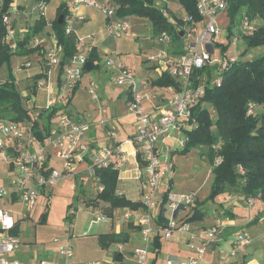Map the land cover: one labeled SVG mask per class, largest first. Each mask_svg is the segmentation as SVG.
Masks as SVG:
<instances>
[{"label":"built area","instance_id":"1","mask_svg":"<svg viewBox=\"0 0 264 264\" xmlns=\"http://www.w3.org/2000/svg\"><path fill=\"white\" fill-rule=\"evenodd\" d=\"M161 1L163 16L169 18L166 6L173 0ZM229 4L230 0H197V9L202 20L194 23L192 17L188 15L181 18L182 29L187 32V35L183 40V49L178 54L170 51L174 42L168 31L157 35L160 48L151 55L149 60L153 65L165 69V72L175 78L178 83L177 86L169 89L168 96L163 99L164 103L161 110H158L159 112L146 107L158 97L150 92L148 80L139 79L133 70L117 59L110 58L106 62L113 72L115 82L127 87L128 111L138 124L137 134L132 141L139 148L138 153H140L143 166L140 179L144 185L142 195L144 211L137 213L126 208L117 215L120 222L133 221L141 228L142 245L133 250L136 264H147L153 244L152 238L155 234L161 235L165 241H170L175 234L184 235L187 237V246L193 253L191 257L178 262L167 259L166 264H204L207 249L220 240L229 226L226 220L216 217L210 226L198 228L187 221L188 216H179L187 206L194 202L195 196L190 194L179 197L168 192L171 186L173 165L169 151H163L159 147L160 141L165 137H170L175 131H180L182 135V140L178 141V145L186 146L188 141L186 133L193 128V124L190 123L193 119V109L204 99L208 90L221 86L224 72L239 61L235 56H215V45L221 35L219 18L228 11ZM2 5L1 1L0 12ZM81 7L99 9L108 20L106 28L111 37L120 38L129 33V22L118 17L117 20H113L116 16L115 8L109 3L107 5L98 0H73L66 18L67 33L73 31L70 24L72 20L84 19L78 14ZM34 8L40 16H46L47 4L44 1H37ZM18 12L19 7L15 1L9 12L1 15V23L7 29L5 42L12 51L17 49L18 41L23 39L27 33L26 29L20 32L15 26L13 15ZM255 29L256 27L249 19L242 20V36L253 34ZM234 34H237L235 30ZM190 37L192 40H188ZM92 39V36L78 37L75 55L69 63L62 66L64 75L61 89L64 93H71L85 73L84 65L88 61L89 42ZM54 40V45L44 51L43 60L49 68H61L64 50L55 37ZM31 45L41 46L42 40L36 37ZM31 65L30 61L24 63L26 67H31ZM213 69L218 70L220 75L215 81H212ZM1 83L3 82H0V85ZM42 84L38 82V87ZM89 93L92 97H97L93 89H90ZM21 96L22 99L27 97L24 94ZM54 106L56 104L44 109ZM254 107V104H249L248 114L254 113ZM31 116L32 119L39 120L38 113H32ZM88 130L87 123L76 121L69 114L63 113L59 116L57 127L52 128L50 135L42 141L35 136L31 122L17 123L0 116V163L6 165L9 171L14 172L17 177L8 187H0V264H21L15 255L22 248V242L16 235L19 224L16 221L15 212L3 207L2 202L4 205L23 202L28 209H33L39 193L54 186L62 178L72 175L71 168L75 163L87 160L90 154L89 145L85 143ZM111 136L114 137L115 134L112 133ZM123 153L117 141L102 147L91 156V162L88 165L91 177L94 178L96 168L111 165L120 170L125 162ZM50 156L65 161L62 171L48 168L47 163ZM220 161V158L216 160L217 163ZM102 190L103 187H99V191ZM248 202L252 206L255 200L251 199ZM166 204L172 209L170 217H166L164 209ZM78 209V207L71 208L68 215L75 217ZM157 212L161 213V218L164 220L159 224L161 227H156ZM103 218L104 216H98L97 221ZM261 219L264 221V213ZM55 242L58 243V240ZM251 244L250 233L245 229L239 231L232 243L230 255L235 256ZM115 246L116 252L124 251L123 244L117 243ZM59 255L61 262L57 264H73L71 260L74 253L71 247L61 245ZM40 264L51 263L41 260ZM85 264H102V262Z\"/></svg>","mask_w":264,"mask_h":264},{"label":"trees","instance_id":"2","mask_svg":"<svg viewBox=\"0 0 264 264\" xmlns=\"http://www.w3.org/2000/svg\"><path fill=\"white\" fill-rule=\"evenodd\" d=\"M3 7L0 12V67L4 63L11 65V58L14 55L28 56L39 51L43 57V47H34L31 42L43 33L48 25L44 15L40 16L33 26L29 28L23 39L18 41V47L12 51L5 42L7 29L1 23V15L9 12L11 5L16 0H0ZM44 1L47 5L50 0ZM105 2L106 0H98ZM115 8L118 18L141 17L151 21L155 36L163 31H168L177 47H181L183 40L178 36L175 26L183 27L181 18H177L169 5L166 6L169 18L163 16L162 8L157 7L155 0H107ZM178 2L186 15L192 17L194 23H199L200 17L197 9V0H173ZM243 14V19L247 18L251 23L257 20L262 25L256 27L251 35H244L243 40L246 50L264 48V0H230L228 14L231 23L228 27L230 35H233V24L236 22L238 14ZM64 15L63 23L60 24V16ZM69 15L68 8L61 5L58 15L51 23L54 37L58 44L63 46V59L61 67L69 63L75 55L77 38L79 37L75 29L67 33L66 18ZM242 19V20H243ZM233 23V24H232ZM88 60L93 63V69L99 67L95 64L99 56L95 50H91ZM45 71L35 76L34 84L31 87V95H36L39 80L43 79L48 72ZM86 72V71H85ZM223 82L220 87L208 90L204 99L193 109V119L190 121L193 128L186 133L187 143L185 150L194 146H202L205 151L201 153L203 159L211 165L213 174V184L211 199L220 194H237L245 201L254 199L261 202L264 212V53L253 57L250 61H241L232 64L223 74ZM16 77L10 68L7 81L0 85V116L17 123H32L35 136L44 140L50 135L53 120L59 116L71 102L77 90L76 85L71 95L67 99V104L42 109L38 113V119H32V113L24 106L22 96L16 85ZM160 86H177V80L168 74H163L155 81ZM31 97H28L30 100ZM249 104H254V113L248 114ZM210 107L214 109L211 114ZM64 113V112H63ZM221 159L219 163L217 159ZM94 179L97 181V196L91 199L87 206L101 208L102 214L113 217L114 212L119 209L138 210L143 207L142 201H133L118 192L119 170L114 166L96 168ZM95 182V181H94ZM99 187H103L99 191ZM104 204L106 206H104ZM74 206L71 203L68 211ZM77 208V207H75ZM262 212V213H263ZM225 214H230L228 211ZM206 213L200 209H195L193 214L187 219L188 222L203 220ZM67 218L72 220L67 214ZM163 218L160 222L163 223ZM18 230L16 231V235ZM127 242L117 234L101 235L99 237L100 246L108 249L112 244ZM161 242L157 238L155 248H160ZM154 249V248H152ZM114 260L117 264H130L124 260V256L114 253Z\"/></svg>","mask_w":264,"mask_h":264},{"label":"rangeland","instance_id":"3","mask_svg":"<svg viewBox=\"0 0 264 264\" xmlns=\"http://www.w3.org/2000/svg\"><path fill=\"white\" fill-rule=\"evenodd\" d=\"M58 1L50 0L47 6V14L52 15L56 11ZM105 3L108 5L109 2L106 0ZM155 4L158 5L157 7L163 5L161 0H155ZM178 4V2L172 1L171 7H180ZM91 9L98 14L95 22L90 25L91 28L95 29L99 24H103L104 14L97 8ZM174 13L177 18L184 17V12L181 9H177ZM236 18V22L232 23L236 35L229 34L228 27L231 23V17L228 11L219 18L221 35L215 45V56H235L238 60L250 61L253 57L262 55L264 48L247 50V54L243 55L246 50V44L241 35L243 14H238ZM113 20H117V16H114ZM14 21L16 27L19 23L24 24L25 28H29L30 22L25 20L20 22V20L17 21V18ZM128 21L130 24L129 33L120 38H113L117 41L118 48L121 50V54H118L117 58L120 62L133 68L136 73L147 75L150 65H153L149 59L159 49L155 45L152 23L147 18L135 16L129 17ZM253 25L259 27L262 22L257 20ZM133 26L138 28H133ZM188 40H192V38L190 37ZM234 40H237V42H234ZM27 61L32 62L33 67L36 66L33 54L28 56L14 55L11 58L10 66L8 63L2 64L0 67V82L7 81L10 68L15 76L14 71L18 63ZM219 76L218 70L213 69L212 81L217 80ZM91 82H93V85H91ZM80 83L73 103L68 107V112L72 111L71 114L74 120L87 123L90 126L89 119L91 118L98 123L99 129L103 127L100 122L105 121L106 124L114 125L120 138L137 134V126L131 123L130 113L125 110L123 99L119 97L121 90L126 91L127 87L118 85L115 82L113 72L106 68L104 61L101 63L100 68L85 72L80 79ZM91 87L99 98L103 95V99H93L89 93ZM103 88L109 91L105 96ZM20 89H22V84L19 85ZM210 111L213 115L214 109L212 107H210ZM68 112L65 113L69 114ZM115 115L119 117V120H116ZM171 138L169 145L175 151L171 157L174 170L170 194L179 197L190 194L195 196L194 202L187 206L186 210L182 211L179 216H188L189 218L197 208L206 213L203 220L191 222L194 227L210 225L216 216L224 217L225 212L231 209L239 219H242L245 209L238 204L237 195L220 194L213 199L210 198L213 174L210 163L201 156L205 148L194 146L189 150H185V147L178 146L177 142L182 140L180 131L172 132ZM64 162V160L58 159L54 160L53 164H55L58 171H62ZM16 178L14 172H10L6 165L0 163V187H8ZM85 178L83 181L80 179L75 181L70 177L62 178L54 186L47 188L45 192L39 193L33 209H28L23 202H16L11 205H4V202H2L3 207L15 212L16 221L19 224L17 234L22 242V248L16 253L15 258L21 264H40L41 260H46L51 264L60 263L59 247L61 245L72 248L74 257L71 262L85 264L101 261L102 264H115L113 255L116 252V246L114 245L111 249L106 250L99 243L101 235L112 232L113 221L105 217L97 221L98 216L103 217L101 209L99 211L92 206H87V203L97 196V188L94 180H91L92 178L89 176ZM139 197L137 195L134 198L138 199ZM71 203H74L72 208H79L72 223L67 218L69 213L67 209ZM164 209L166 210V217H170L172 209L169 205L166 204ZM176 237H178V234L174 235V239ZM55 240H58V243ZM137 245H142V242L140 241ZM230 252L229 241H225L222 243L220 250L217 251L215 258L217 261L220 257L223 261L237 260L238 256L230 257ZM126 258L127 260H134V257L130 255H126ZM159 264H165L164 259L160 258Z\"/></svg>","mask_w":264,"mask_h":264},{"label":"crops","instance_id":"4","mask_svg":"<svg viewBox=\"0 0 264 264\" xmlns=\"http://www.w3.org/2000/svg\"><path fill=\"white\" fill-rule=\"evenodd\" d=\"M16 3L19 7V12L13 15L14 19L17 18V21L20 20V22L23 20L30 22V25H29V28H30L31 26L34 25L36 20L40 17V15L37 13V11L34 8L37 3V0H16ZM72 3H73V0H59L56 4V11L52 15H49L46 13L45 18L47 20L48 25L45 31L41 33L39 36H37L38 39L42 40L41 47H43V51L49 49L55 43L51 23L53 22V20H55L59 7L61 5H65L68 8V12H70L69 7H71ZM171 3H169V7H171ZM91 8L92 7H89V8L83 7L82 10L79 9L78 14L84 17V19L83 20H79V19L72 20L70 24L72 25L73 29H75V32L79 37H86V36L93 37L92 41L89 42V47H90V51L92 49L95 50L99 56V60L96 61L95 64H99L98 68H100L101 63L104 61L106 68L109 71H111L110 68L107 66L106 62L110 58H114L119 61V59L117 58V55L121 54L120 52L121 50H119L118 48L117 41L113 39V37H111L107 32L106 23L108 22V20L106 19L104 15H103L102 25L99 24V26L95 29L90 27V25L93 22H95V19H97L98 17V14L94 12L93 9ZM171 8L174 12L177 9H181V11L184 12V16L186 15L185 11L182 9L181 6L171 7ZM125 20L128 21V18H125ZM17 28H18V31L20 32L24 31L25 29L27 31L29 30V28L24 27V24H19V23H18ZM133 28H138V27L133 26ZM233 33H234V30H233ZM154 41H155L156 48H160V45L157 41V36L155 35H154ZM182 49H183V43L181 44L180 48L177 47V45H175L174 43L170 47V51L174 54H178L179 51H182ZM90 51L88 55L91 53ZM39 54L40 52L38 51L35 52V54H33V56H35V61H36L35 67H33V64L31 65V67H26L24 66L25 62L23 63L19 62L14 71L16 80H17L16 85H17L18 90H19V85L22 84V89H20L19 91H21L24 95H27V97L23 99L24 101L23 103L25 104L24 106L27 109H29L31 113H39L40 110L47 108L54 104H56L57 106H63L67 104V99L72 93V91L71 93H64L61 89L63 85V75H64L62 67L61 68L60 67H50L48 68L47 75L43 79L39 80V83H43V84L37 89L36 95H31L30 89L34 84L33 78L37 75L42 74L45 71V67H47L45 64V61L43 60L42 55L41 54L39 55ZM126 66L135 72L133 68H131L128 65ZM149 68L150 69L147 75H143L142 73H139V74L136 72L135 73L139 79L148 80L150 92L158 96L152 104H147L146 107L148 109L153 110L154 112H159L158 110H161L163 103H164L163 99H165L168 96L169 89L173 88L174 85H170V86L156 85L155 81L158 80L163 74H167V73L165 72V69L160 68L159 66H156V65H150ZM92 84L93 82H91V85ZM80 85L81 83L79 82L77 90L79 89ZM90 89H92V87ZM103 89H104L103 93L105 96L106 93L109 91L106 88H103ZM77 90L75 91L74 95L71 96L72 97L71 102L68 104L66 108H64V110H62L59 113V116L63 114V112L64 113L68 112V107L73 103ZM121 91L122 92L120 93L119 97L123 99L124 105L126 107L125 110H128L127 104L129 101V93L127 89L126 91L125 90H121ZM94 93L97 95V97L96 98L92 97L93 99H96V100L103 99V95L102 97L100 96L99 98L98 94L96 92ZM28 97H31V99L28 100ZM71 112L72 111L70 110L68 113L72 117L73 115L71 114ZM129 115L132 118L131 123L134 126H137V130H138V124L134 116L131 114ZM59 116H57L53 120L52 128L57 127ZM116 120H119V117H117ZM89 122L93 127L91 125L89 126V130L85 137V143L89 145L90 154L88 155L87 160L85 162L75 163L71 168L72 175L67 176V177L73 178L75 181L79 179L83 181L84 179H86L85 177H88V176L92 178L88 170V165L91 162V156L96 154L102 147L107 146L113 141H117L122 151H124L123 157L125 158L124 165L119 170L118 192L120 194L125 195L127 198L133 201H142L144 185H143L142 180L140 179V175L143 171V166H142L140 153H138L139 148L132 141L133 137L136 134L133 136L128 135V137L124 136L120 138L117 133V129L114 127V125H109L108 123L106 124L105 121H102L100 122V124L103 125V127L102 129H99L97 126L98 123L96 121L90 118ZM112 133L115 134L114 137L111 136ZM171 139H172L171 136L163 138L159 143V147L163 151H169L172 157L173 156L172 154L175 150H173L169 145ZM54 160H58V158L54 156H50L47 166L49 169L57 170V168H55V164H53ZM91 180L95 181V185L97 188L98 183L96 179L92 178ZM172 180H173V177L171 179V186H172ZM171 186H170V189H171ZM170 189L168 192H170ZM137 195H139L140 197L138 199L134 198ZM232 195L234 194H230V196ZM237 198H238L237 199L238 204L245 209V211L243 212L244 216L242 219H239L236 213L231 209V210H228L230 214H227L224 217H221L222 219L226 220L227 223H229V226L224 231L220 240L217 243L212 244L207 249L206 254L204 256V260H203L204 264H264V221L261 219L262 214L264 213L263 205L261 202L255 201V203L251 206L249 202L245 201L241 196L237 195ZM104 206L106 205L104 204ZM96 209L100 211L101 208H96ZM122 210L123 209H119L115 211L113 217L111 218L105 216L104 214L103 216L105 218L112 219L113 221L112 222V225H113L112 232L109 234H117L123 237L122 239H127V242L125 243L122 242V244L124 245L125 253L124 251L119 252V253H121L124 256V260L127 263L136 264L135 257L133 255V250L136 247L140 246V245H137V243H139L140 241L142 242L141 228L137 226V224L133 221H130V222L121 221L120 222L118 220L117 215ZM133 211L137 213H142L144 211V208L141 207L140 209L133 210ZM160 214L159 212H157L156 214V220H157L156 227H161L159 225L162 223L160 222L162 219ZM213 220L211 221L210 225L212 224ZM115 222L117 223L115 224ZM210 225H207V226L198 225L195 227L205 228ZM243 229L247 230L250 233L252 237V244L249 247L242 249L235 256L230 255V257L238 256L237 260L235 261H230V260L223 261L221 257L217 261L215 257L217 255V251L220 250V248L222 247V243H224L225 241H229V246L232 247V243L235 239L236 234ZM157 238H159L161 242L160 248H155ZM152 240H153L152 248L154 249H151L147 264H159L160 258L164 259L165 264H166L167 259H172L175 262H178L181 260H185L193 255L191 249H189L187 246V237H185L184 235H178V237H176L175 239L173 236L170 241H165L161 235L155 234L153 235ZM116 244H112L108 249H111ZM126 255L133 256L134 260L132 261L129 259L127 260ZM113 262L117 264L116 261L114 260V255H113ZM72 263L78 264L75 261H73Z\"/></svg>","mask_w":264,"mask_h":264},{"label":"water","instance_id":"5","mask_svg":"<svg viewBox=\"0 0 264 264\" xmlns=\"http://www.w3.org/2000/svg\"><path fill=\"white\" fill-rule=\"evenodd\" d=\"M63 20H64V15H61L60 16L59 23L62 24L63 23ZM175 30H176L178 36L182 40H184L186 38L187 32L184 29H182V28H180L178 26H175ZM84 70L86 72H91L93 70V63L91 61H87V63L84 65Z\"/></svg>","mask_w":264,"mask_h":264},{"label":"snow or ice","instance_id":"6","mask_svg":"<svg viewBox=\"0 0 264 264\" xmlns=\"http://www.w3.org/2000/svg\"><path fill=\"white\" fill-rule=\"evenodd\" d=\"M7 223V222H6Z\"/></svg>","mask_w":264,"mask_h":264}]
</instances>
